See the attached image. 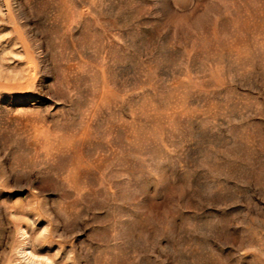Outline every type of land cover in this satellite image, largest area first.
Returning <instances> with one entry per match:
<instances>
[{
    "label": "rangeland",
    "instance_id": "rangeland-1",
    "mask_svg": "<svg viewBox=\"0 0 264 264\" xmlns=\"http://www.w3.org/2000/svg\"><path fill=\"white\" fill-rule=\"evenodd\" d=\"M0 264H264V0H0Z\"/></svg>",
    "mask_w": 264,
    "mask_h": 264
}]
</instances>
